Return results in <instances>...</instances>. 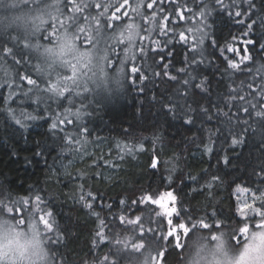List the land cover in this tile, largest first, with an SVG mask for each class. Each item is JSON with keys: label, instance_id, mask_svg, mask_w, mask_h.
<instances>
[{"label": "trees", "instance_id": "trees-1", "mask_svg": "<svg viewBox=\"0 0 264 264\" xmlns=\"http://www.w3.org/2000/svg\"><path fill=\"white\" fill-rule=\"evenodd\" d=\"M59 43L92 55L85 105L47 87ZM33 199L58 264H180L192 227L261 222L264 0H0V209Z\"/></svg>", "mask_w": 264, "mask_h": 264}, {"label": "clouds", "instance_id": "clouds-1", "mask_svg": "<svg viewBox=\"0 0 264 264\" xmlns=\"http://www.w3.org/2000/svg\"><path fill=\"white\" fill-rule=\"evenodd\" d=\"M50 54L59 55V48ZM238 233L239 225L217 229L215 235L198 225L192 227L180 264H264V226L249 227L237 242L233 235ZM0 264H54L46 229L37 212L29 210L21 223L0 210Z\"/></svg>", "mask_w": 264, "mask_h": 264}, {"label": "rangeland", "instance_id": "rangeland-1", "mask_svg": "<svg viewBox=\"0 0 264 264\" xmlns=\"http://www.w3.org/2000/svg\"><path fill=\"white\" fill-rule=\"evenodd\" d=\"M62 46H64L62 48ZM59 48V55L57 56H52L51 50L54 48ZM46 50V49H45ZM44 50V51H45ZM46 61L45 63L48 65V67L53 68V71L58 75L59 70H65L66 71V76H62L61 78H54V80L50 81L49 85L47 86L48 89L53 90L54 88L57 90H62L64 91V89L67 88L66 91H64L65 93L63 94V101L61 103V105L64 107L66 106V104L69 102V100H71L72 96L74 93H71L69 91H72V89L74 88H70L71 86H76L79 85V83H81L82 89L84 91L87 90L86 93L83 94H78L81 95L80 97L83 99L84 104H86V99H85V94H87L90 90L91 87L89 86V84L87 83L88 78L85 77V74L87 73V68L86 66L91 64V62L93 61L92 55L90 57H88L86 59L84 53L82 52H77L75 51V49L73 48V46L70 43L67 44H63V43H59V45H55L53 47L48 48L46 50ZM92 64H94V62H92ZM97 68L99 69H103L101 68L99 65H97ZM57 71V72H56ZM85 72V73H84ZM90 72V71H89ZM97 72L101 75H103V70L98 71ZM91 73V72H90ZM81 75V76H80ZM69 86V88H68ZM89 86V87H88ZM86 89V90H85ZM57 95V94H56ZM57 97H59L57 95ZM85 99V100H84ZM17 100V99H16ZM68 115H75V114H68ZM105 143L104 141H98L95 142L92 146V148H87L85 150L84 153H78L75 154L74 159L68 161V163H64V164H59L58 167L60 168L59 171L63 173H66V171L68 170V168H70L75 161L81 160L83 159L84 155L88 152H90L92 149H98L101 148L102 146H104ZM104 176H106V173H104ZM171 194V196L169 195ZM236 194V199L238 202V208L239 211L244 215V211L251 207L255 201L258 199L257 196H255L250 190L248 189H244V188H237L235 191ZM174 197L172 192H166V193H161V195L159 196H155L152 197V199H150V203L152 205H154L157 209V212L161 215H163L167 221L169 222V220H171V216L174 214H172V208H175V202L174 200L171 198ZM0 210H4L7 211L8 213L14 215L15 217H17L21 223L24 222V218H25V214L31 210V211H35L38 213L39 215V220L41 222L42 226H45L43 220H47L50 224V218L48 216L47 211H45L43 208L40 207V205L38 204L37 201L30 200V201H21L18 203H15V206L13 205H6L3 206ZM11 210V211H10ZM43 218V219H42ZM256 223L253 226L258 227V225L260 224ZM46 229V236H47V240H48V245L51 249L52 247V239H51V233H52V227L48 228L45 226ZM52 250V249H51ZM54 264H58V262L56 263L54 260Z\"/></svg>", "mask_w": 264, "mask_h": 264}, {"label": "snow or ice", "instance_id": "snow-or-ice-1", "mask_svg": "<svg viewBox=\"0 0 264 264\" xmlns=\"http://www.w3.org/2000/svg\"><path fill=\"white\" fill-rule=\"evenodd\" d=\"M217 3H220V0H217ZM190 31H191V29H190ZM203 35V34H202ZM181 38L183 39V34H181ZM200 44H202L203 43V39H202V37L199 39V41H198ZM249 43H250V41H249ZM64 46H62V48H63ZM194 48H195V45L193 46ZM233 67H235V65H233ZM133 71H136V69H133ZM29 83H34L33 81H29ZM67 89H64V91H66ZM53 91L58 95V96H63V94H64V91H62V90H57V89H53ZM77 115V117L79 116V114L77 113L76 114ZM258 115H259V113H258ZM64 121H60V123H63ZM52 127L53 128H56L57 127V125L56 124H53L52 125ZM238 141H236V140H234L233 141V143H237ZM155 166V162L153 163V167ZM89 195H91V194H89ZM170 196H171V194H169ZM173 200H175V197H171ZM39 199V198H38ZM81 199L83 200L84 199V197H81ZM89 207L91 206L90 204L88 205ZM172 214L173 213H175L176 212V209L175 208H172ZM11 211V210H10ZM50 215V214H49ZM261 216H262V213H261ZM43 219V218H42ZM43 222H44V224H45V226L46 227H48V228H51L52 227V225L47 221V220H43ZM262 226H264V219H262L261 220V223L258 225V227H262ZM181 229H184V231L185 232H188V229L185 227V225L184 224H181L180 226H179ZM205 227H207L206 225H205ZM240 231L242 232V233H246L247 231H248V227L247 226H245V227H243V228H241L240 229Z\"/></svg>", "mask_w": 264, "mask_h": 264}]
</instances>
